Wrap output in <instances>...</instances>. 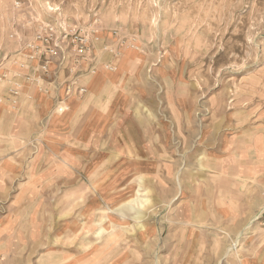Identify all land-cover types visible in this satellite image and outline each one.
<instances>
[{"label":"rangeland","instance_id":"374dc122","mask_svg":"<svg viewBox=\"0 0 264 264\" xmlns=\"http://www.w3.org/2000/svg\"><path fill=\"white\" fill-rule=\"evenodd\" d=\"M35 21L97 30L111 85L53 131L98 134L71 173L47 117L9 135L0 264H264V0H0V75Z\"/></svg>","mask_w":264,"mask_h":264},{"label":"crops","instance_id":"0c3cea01","mask_svg":"<svg viewBox=\"0 0 264 264\" xmlns=\"http://www.w3.org/2000/svg\"><path fill=\"white\" fill-rule=\"evenodd\" d=\"M117 61L118 60L115 61L114 65H116ZM54 68H56V65L54 66ZM97 69H100L98 70L99 72L97 74H102L103 71H108L103 67L101 68L96 66V72ZM14 70L19 71V68L16 66ZM20 73L21 75H27L29 73V70L24 69L21 70ZM89 74L80 75L77 78V85L84 87L86 91L85 94L83 96H79L76 93L77 87H74V92L70 98H65L64 96L66 85L63 84V82L65 80V77L67 76V73L64 71L57 72L55 79L56 82L47 84V90H49L48 92H42L36 86L28 84L27 82H24V80H19V83L22 86L16 98L17 103L15 105L11 103L12 96L10 92L12 89V85L8 82H0V182L4 181L3 179L8 173H16L17 178H19L18 174L25 173L26 171L24 164H17L15 169H10L6 164L8 160L6 159L7 157L5 155V143L9 140V135L14 134L15 140L17 142H23L24 140L29 142L32 141L35 137L34 135L36 134L33 132V130L36 126H38V122L39 120H41L40 118L44 116V118H48L42 126L47 129V131L44 132V135H46V140L48 142L55 141L56 143L57 141H63L64 143H66L64 144L65 148L61 155L63 156L65 166L68 169L67 174L72 172V167L77 155L81 154L83 151H85V153H88L89 150L96 151L95 149L98 147L99 138H96L98 134L95 132H93L94 134L91 135L90 133H88L89 131L80 130L81 132L79 131L80 133L76 135L75 139L73 138V134L71 133L72 130L66 133L53 132H56V130H59L63 126L72 127L75 126V124L77 125V123L80 124L82 116L80 115L77 120V114L79 110L85 105L92 106L101 101L102 89L105 88L104 86H107L105 84H110V82L104 80L103 82H101V85L95 87V80H93L95 74L93 76H91V73ZM91 80L92 83L90 82ZM56 84H58V88H55ZM87 90H89L88 94H86ZM57 99H65L64 101L68 108H72V115L68 118L69 121H66V124H62L64 122H62L63 118H61V116L66 114L67 111L60 115L55 113H52L50 115L52 109L54 112ZM96 117L97 115L92 116L91 120L89 121L90 123L88 122L89 129L94 125L97 126L99 124H102L100 116H98V119H96ZM75 149L79 150V154L76 153ZM93 169L95 170V173L99 171L97 169V166H95ZM43 171L46 172L45 170ZM36 172L39 171H37V169L35 170V165H32L29 168V174L30 177L34 179V181L38 180V178L34 176V173ZM68 178H70V176L64 178V181L67 182Z\"/></svg>","mask_w":264,"mask_h":264},{"label":"built area","instance_id":"2783aa9c","mask_svg":"<svg viewBox=\"0 0 264 264\" xmlns=\"http://www.w3.org/2000/svg\"><path fill=\"white\" fill-rule=\"evenodd\" d=\"M19 7V3H16ZM33 20L27 23L29 27ZM35 29L29 39H23L20 35H13L18 41L21 53L16 56V66L19 71L8 72L0 75V82H8L12 85L11 96L12 104L17 103L16 98L20 92L21 84L19 80H24L28 84L36 86L42 92H48L47 84L56 82L58 71L66 70L68 72L63 84L66 85L65 98H70L76 88L79 96L85 94L84 87L77 85V78L81 71L77 67L88 62L90 67L89 73H94L95 55L93 52L94 43L99 40L97 30L93 28L86 29L82 26H73L70 23L61 22L43 23L35 21L32 25ZM56 65V68L54 66ZM107 70H112V66H105ZM27 69L29 73L24 75L21 70ZM55 69V70H54ZM75 71V72H73ZM58 84L55 88H58ZM65 100V99H64ZM62 99L56 100L54 108L55 114H63L67 111L68 106Z\"/></svg>","mask_w":264,"mask_h":264},{"label":"bare ground","instance_id":"6f19581e","mask_svg":"<svg viewBox=\"0 0 264 264\" xmlns=\"http://www.w3.org/2000/svg\"><path fill=\"white\" fill-rule=\"evenodd\" d=\"M126 208H128V207H126ZM126 208H125V209H126ZM108 223H109V225H110V224H111V221H109Z\"/></svg>","mask_w":264,"mask_h":264}]
</instances>
